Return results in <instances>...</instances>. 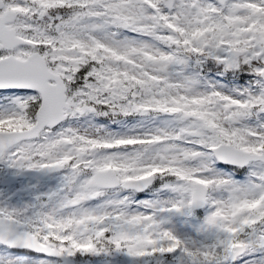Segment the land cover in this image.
Segmentation results:
<instances>
[{
	"label": "snow or ice",
	"instance_id": "snow-or-ice-1",
	"mask_svg": "<svg viewBox=\"0 0 264 264\" xmlns=\"http://www.w3.org/2000/svg\"><path fill=\"white\" fill-rule=\"evenodd\" d=\"M0 264H264V0H0Z\"/></svg>",
	"mask_w": 264,
	"mask_h": 264
}]
</instances>
